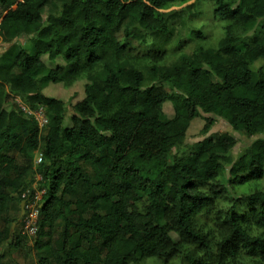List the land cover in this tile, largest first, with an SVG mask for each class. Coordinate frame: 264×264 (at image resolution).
<instances>
[{
    "label": "trees",
    "instance_id": "16d2710c",
    "mask_svg": "<svg viewBox=\"0 0 264 264\" xmlns=\"http://www.w3.org/2000/svg\"><path fill=\"white\" fill-rule=\"evenodd\" d=\"M54 1L0 0V41L25 35L34 46L0 63V264H18L12 250L34 253L28 264H264V189H229L264 179V138L234 160L235 135H207L218 118L247 137L264 133V0L188 4L210 3L224 35L170 64L159 41L138 54L118 35L147 44L171 33L179 13L169 9L189 0H64L45 15ZM192 34L207 38L200 26ZM43 56L64 62L52 68ZM78 80L74 105L44 91ZM197 118L207 136L188 146ZM43 188L29 237L21 203Z\"/></svg>",
    "mask_w": 264,
    "mask_h": 264
},
{
    "label": "rangeland",
    "instance_id": "374dc122",
    "mask_svg": "<svg viewBox=\"0 0 264 264\" xmlns=\"http://www.w3.org/2000/svg\"><path fill=\"white\" fill-rule=\"evenodd\" d=\"M64 0H55L50 5L45 8V15L49 12H55L61 8V5ZM195 0H189L188 3H174L169 10H177V14L174 20L171 21V33H166L158 37L152 38L148 41L147 44H141L136 40H131L126 42L122 35H118L119 41L122 44H125L127 48L134 53H144L152 46V41H159L166 49L168 57L166 58V64L173 62L180 52L191 53L194 49L201 44L204 47H215L223 35L224 29L223 26L225 22L220 20H215L213 16L212 5L207 2H198L195 6L186 7L188 4L193 3ZM203 3L209 4V6L204 5ZM208 7V8H207ZM221 23V24H220ZM199 26L203 28V31L206 34V39L200 40L196 38L192 31L198 29ZM219 29V30H218ZM222 32V33H220ZM19 46L27 50L29 53H34V46L32 41L29 40V36H22L11 43L0 41V63L8 64L10 63L15 55L20 50ZM45 63L49 67L56 68L58 65L63 64L61 58H57L55 61H51L47 56H43ZM260 62L256 63L259 65ZM85 80H78L71 87L63 86L62 84H53L47 83L46 88L44 89L45 93L61 98L64 102L67 103V106L74 105L77 102L81 101L84 98V86ZM163 86L169 91H172L170 85L162 83ZM10 104L15 102L22 107L31 109L23 100V98L17 94H11L9 98ZM40 108H43L42 106ZM163 115L165 119H171L174 116V109L170 101H166L163 105ZM66 124L70 125V114H67ZM204 121L200 118L195 119L187 132L186 135V144L189 146L194 142H197L207 135L217 134L223 131L232 133L237 138V143L234 146L231 156L233 159H237L254 140L258 138H264V133L258 134L252 137H247L243 134H240L234 131L229 124L222 118H218L213 127L209 130L207 135H202L201 129L203 128ZM18 160L20 159L19 154H16ZM44 189V188H43ZM234 198H239L241 195L248 193L253 189H264V179L259 181L251 182L250 184L240 185L239 187H229ZM46 192V189H44ZM44 192V194H45ZM44 194L42 195L41 202L43 204ZM19 228H22V225H19ZM173 239L177 240L178 236L174 233L171 234ZM29 242V241H28ZM11 258L18 264H28L34 263L36 261V256L34 253H22L18 250H12ZM141 264H162V262L148 260L142 262ZM168 264H179L177 259L168 262Z\"/></svg>",
    "mask_w": 264,
    "mask_h": 264
},
{
    "label": "built area",
    "instance_id": "2783aa9c",
    "mask_svg": "<svg viewBox=\"0 0 264 264\" xmlns=\"http://www.w3.org/2000/svg\"><path fill=\"white\" fill-rule=\"evenodd\" d=\"M24 111L32 113V109H27L24 107ZM36 116L38 117L39 123L43 124L47 121L43 108H40L34 112ZM42 160V157L37 158V162H40ZM40 178V177H38ZM45 190L44 189H38L35 193L34 196V201L29 202L28 204L25 205V208L28 209V213L25 214V217L23 218V225L22 229L23 232L31 237L36 235L38 231V221H39V214H40V209H41V198L42 195L44 194Z\"/></svg>",
    "mask_w": 264,
    "mask_h": 264
},
{
    "label": "water",
    "instance_id": "95a60500",
    "mask_svg": "<svg viewBox=\"0 0 264 264\" xmlns=\"http://www.w3.org/2000/svg\"><path fill=\"white\" fill-rule=\"evenodd\" d=\"M24 206H25V202L23 201V202L21 203V214H20V217H22V215H23L24 212H25ZM14 225H15V223H14ZM13 229H14V227H13Z\"/></svg>",
    "mask_w": 264,
    "mask_h": 264
},
{
    "label": "clouds",
    "instance_id": "9594fccd",
    "mask_svg": "<svg viewBox=\"0 0 264 264\" xmlns=\"http://www.w3.org/2000/svg\"><path fill=\"white\" fill-rule=\"evenodd\" d=\"M38 177H40V178H41V176H40V175H38ZM40 178H39V179H40ZM25 205H26V204H25ZM42 205H43V204H41V208H42ZM24 207H25V206H24ZM40 210H41V209H40ZM24 213H25V212H24Z\"/></svg>",
    "mask_w": 264,
    "mask_h": 264
},
{
    "label": "bare ground",
    "instance_id": "6f19581e",
    "mask_svg": "<svg viewBox=\"0 0 264 264\" xmlns=\"http://www.w3.org/2000/svg\"><path fill=\"white\" fill-rule=\"evenodd\" d=\"M221 24V23H220ZM219 30V29H218ZM220 33H222V32H220ZM223 35H224V33H222ZM223 35H220V36H223ZM259 63V62H258Z\"/></svg>",
    "mask_w": 264,
    "mask_h": 264
},
{
    "label": "crops",
    "instance_id": "0c3cea01",
    "mask_svg": "<svg viewBox=\"0 0 264 264\" xmlns=\"http://www.w3.org/2000/svg\"><path fill=\"white\" fill-rule=\"evenodd\" d=\"M25 36V35H24ZM22 37V36H21ZM20 38V37H19Z\"/></svg>",
    "mask_w": 264,
    "mask_h": 264
}]
</instances>
